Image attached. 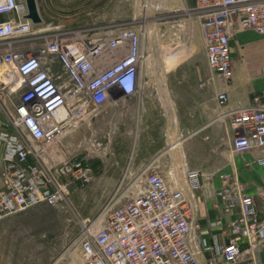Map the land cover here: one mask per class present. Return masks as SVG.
Returning a JSON list of instances; mask_svg holds the SVG:
<instances>
[{"label": "built area", "instance_id": "2783aa9c", "mask_svg": "<svg viewBox=\"0 0 264 264\" xmlns=\"http://www.w3.org/2000/svg\"><path fill=\"white\" fill-rule=\"evenodd\" d=\"M194 1L210 70L206 82L211 76L229 80L234 33L251 31L264 44V0ZM26 14L24 0H0V220L40 204L56 207L71 186L92 182L91 164L69 157L61 139L95 117L104 103L135 95L146 60L134 27L65 44L50 26L35 25ZM261 83L263 92L251 105L225 113L236 154L264 151V67ZM227 102L226 92L216 95L218 108ZM255 163L264 168V155ZM211 177L198 169L184 171L191 192ZM219 177L223 212L237 210L222 245L197 241L191 247L195 204L152 169L139 180L136 195L120 203L121 196L110 199L98 227L81 233V263L199 264L197 254L206 251V264H264V191L255 197L228 189L226 176Z\"/></svg>", "mask_w": 264, "mask_h": 264}, {"label": "crops", "instance_id": "0c3cea01", "mask_svg": "<svg viewBox=\"0 0 264 264\" xmlns=\"http://www.w3.org/2000/svg\"><path fill=\"white\" fill-rule=\"evenodd\" d=\"M71 4L70 0H36L44 26H50L46 18L53 17L54 12L66 11ZM134 16L129 12L112 11L103 15L99 10L93 14V18ZM239 40L236 47L231 43L233 75L229 80L211 76L212 82L207 83L209 74L199 75L197 61L187 49L183 57L174 62L158 55L141 65L140 86L135 95L104 103L100 118L86 119L73 130L83 127L85 133L109 125L111 139L117 140V145L118 140H126L125 150L120 146L112 149L114 166L110 164V169L104 172L111 179L141 180L154 169L173 189H181L186 201L195 204L194 224L200 228L193 233L191 247L197 246V241L210 244L216 240L222 245L228 224L237 215L236 209L232 214H225L222 201L216 195L221 187V174H235L238 180H243L245 184L239 191L248 195L256 197V188L264 187V168L255 163L264 151L237 156L231 148L233 132L225 114L251 105L263 92L262 38L248 31L241 34ZM222 91L227 93L228 102L220 109L216 95ZM64 146L72 150L73 144L66 141ZM187 168L198 169L212 177L198 191L191 192L184 178ZM129 188L133 189L132 185ZM217 221L220 225L209 228L210 222ZM208 257L206 251L197 254L199 264H206Z\"/></svg>", "mask_w": 264, "mask_h": 264}, {"label": "rangeland", "instance_id": "374dc122", "mask_svg": "<svg viewBox=\"0 0 264 264\" xmlns=\"http://www.w3.org/2000/svg\"><path fill=\"white\" fill-rule=\"evenodd\" d=\"M70 1L73 4L65 8L66 11L54 12L53 17L45 19L61 42L78 44L82 40L107 37L110 31L117 28L134 27L143 39L146 59L159 55L174 62L182 58L187 49V53L197 61L199 75L210 74L201 21L194 0ZM97 10L103 15L112 11L117 14L129 12L135 16L93 18ZM244 32L248 31L234 33L231 43L235 47L239 45V38ZM101 114L99 112L90 121L100 118ZM82 128L63 137L61 144L70 141L73 147L72 150L68 149L69 157L84 158L91 164L92 182L85 186H71L66 201L56 207L40 204L0 220V264H82L77 247L81 233L90 226L98 227L104 206L110 199L121 196L120 203L138 192L139 180H115L104 173L110 169V164L114 166L112 149L120 146L125 150L126 140H118L117 145V140L111 139L109 125L85 133ZM236 155L242 157L245 154ZM223 175L229 187L226 188L243 189L241 187L245 183L238 180L235 174ZM131 185L133 189L129 188ZM256 189L257 193L264 191V187L258 186ZM197 230H200L198 224L195 226Z\"/></svg>", "mask_w": 264, "mask_h": 264}, {"label": "water", "instance_id": "95a60500", "mask_svg": "<svg viewBox=\"0 0 264 264\" xmlns=\"http://www.w3.org/2000/svg\"><path fill=\"white\" fill-rule=\"evenodd\" d=\"M27 7V14L25 19H29L33 24H41L43 22L42 18L39 15L36 0H24Z\"/></svg>", "mask_w": 264, "mask_h": 264}]
</instances>
